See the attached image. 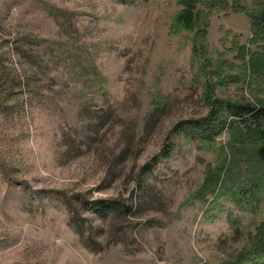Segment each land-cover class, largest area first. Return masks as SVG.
<instances>
[{
	"label": "rangeland",
	"instance_id": "374dc122",
	"mask_svg": "<svg viewBox=\"0 0 264 264\" xmlns=\"http://www.w3.org/2000/svg\"><path fill=\"white\" fill-rule=\"evenodd\" d=\"M263 7L0 0V264H264L228 127L264 107Z\"/></svg>",
	"mask_w": 264,
	"mask_h": 264
},
{
	"label": "trees",
	"instance_id": "16d2710c",
	"mask_svg": "<svg viewBox=\"0 0 264 264\" xmlns=\"http://www.w3.org/2000/svg\"><path fill=\"white\" fill-rule=\"evenodd\" d=\"M253 19L255 20V30L264 26V7L262 8L261 14L258 16L254 15ZM180 25H182V21L179 22L178 20V22L173 23V29H176ZM254 35L256 36V39L260 37L257 35L256 31ZM248 70L249 74L246 75V77L249 75L251 76V73L264 76V51L261 53H252L248 62ZM251 111L253 112L251 114V117L253 118L251 122V119L248 116L243 119V127H241V124L236 121H231L228 126L229 128H234L235 130V135L232 138L233 141L231 143L232 146L235 145L236 147L230 148L233 156L235 158L237 157V154L247 156V159H243V161H245L244 171L246 174L244 181H247V184L241 186L244 187L246 193L253 189L264 188V107H261L257 111L251 109ZM234 149H236V151H234ZM236 162H239V157L236 159ZM224 169L226 168H218L215 171L213 178L220 180V175H223V181L228 180V178L234 180V175L228 176V169ZM239 184H241V182ZM251 185L253 186L249 189ZM252 239L254 240V245L242 254L243 261L244 258L251 259L253 262L263 259L264 221L257 229V234ZM228 264H236V262H230Z\"/></svg>",
	"mask_w": 264,
	"mask_h": 264
}]
</instances>
